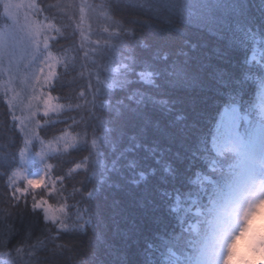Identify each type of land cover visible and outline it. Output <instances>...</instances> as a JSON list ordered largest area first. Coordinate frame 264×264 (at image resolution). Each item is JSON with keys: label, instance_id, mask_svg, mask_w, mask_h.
<instances>
[{"label": "trees", "instance_id": "16d2710c", "mask_svg": "<svg viewBox=\"0 0 264 264\" xmlns=\"http://www.w3.org/2000/svg\"><path fill=\"white\" fill-rule=\"evenodd\" d=\"M88 3L83 48L80 0L75 17L53 21L68 39L50 51L72 64L52 91L62 108L41 113V138L58 150L28 167L42 172L49 161L51 178H64L52 214L68 203L71 219L59 227L64 217L0 203V264H189L237 176L238 156L215 149L226 111L236 109L245 140L264 123V0ZM8 85L0 73V121L11 124ZM22 143L17 135L13 151Z\"/></svg>", "mask_w": 264, "mask_h": 264}, {"label": "snow or ice", "instance_id": "6c2138e0", "mask_svg": "<svg viewBox=\"0 0 264 264\" xmlns=\"http://www.w3.org/2000/svg\"><path fill=\"white\" fill-rule=\"evenodd\" d=\"M76 7V0H56L55 3L49 4H43L42 0H0V9H2L0 11V73L3 72L7 61L8 70L10 72L15 70L20 75L21 84L25 85L23 96L11 90L14 93L13 97L8 99V109L12 115L11 124L7 120L0 121V169H2L0 180L7 177L5 183L0 184V203L8 208H15L21 204L33 209L38 208L50 221H57L58 216L64 217L58 221L59 227H68L66 221L71 219V216L67 214L71 213L72 207L65 203L56 210L55 214H52L53 206L50 198L63 194L64 189L58 188L57 185L64 178H51L53 166L49 161L44 163L43 171L37 176H28L24 172V165L29 152L36 149V144H39V148L35 154L40 157L58 150L56 145L46 143L41 138V131L48 126L47 123H42L41 113L43 118L47 119L50 114L57 113L62 108L61 104L54 103L58 98L52 96V91L55 90L56 81L59 79L58 72L61 65H64L67 71L72 64L64 58L54 57L50 51V48L61 39H68L61 28L55 27L53 21L60 23L57 17L67 16L68 12L75 17ZM95 7L96 5L89 4L88 0H80V16L76 23L81 33V48L88 39L84 34V20L92 19L91 12ZM85 9H88L87 13ZM41 16H43L42 20ZM72 17H68L70 22ZM52 31L57 33L55 40L49 35ZM102 32L106 35L109 29L103 28ZM88 33L92 34L91 24ZM94 43L99 48L100 41ZM87 55L86 53L84 56L85 60ZM45 88L48 89L47 92L43 90ZM9 90L5 87V96ZM95 90L93 87V99L88 102L91 105L94 102ZM258 106L264 112V84L260 87ZM18 108L22 112L20 117L15 116ZM33 124L35 128L31 127ZM17 135L22 137L23 143L17 151H13L16 147ZM94 145L95 141H93ZM64 147H68L67 143ZM219 147L223 151L234 152L243 160L251 152H264V133L253 135L247 141L239 138L223 139ZM9 153H11L10 157ZM5 157H9L7 164L4 163ZM43 190H47L49 199L43 196L37 198L34 195ZM29 196H32L31 204L28 201Z\"/></svg>", "mask_w": 264, "mask_h": 264}, {"label": "clouds", "instance_id": "9594fccd", "mask_svg": "<svg viewBox=\"0 0 264 264\" xmlns=\"http://www.w3.org/2000/svg\"><path fill=\"white\" fill-rule=\"evenodd\" d=\"M206 264H264V184L211 213Z\"/></svg>", "mask_w": 264, "mask_h": 264}, {"label": "rangeland", "instance_id": "374dc122", "mask_svg": "<svg viewBox=\"0 0 264 264\" xmlns=\"http://www.w3.org/2000/svg\"><path fill=\"white\" fill-rule=\"evenodd\" d=\"M39 64V61L37 62ZM39 69H37L38 71ZM5 76L6 82L9 84L10 90H15L16 93H20L22 96L24 94V88L25 85H22L20 82V75L15 71H9L8 70V64L7 61H5L4 70L2 72ZM11 80V83L9 81ZM30 91V89H29ZM13 92V91H12ZM14 93L11 94V97H13ZM26 103V100H25ZM17 117H20L22 115V112L18 108L16 110ZM26 115V113H24ZM238 119H237V111L236 109H229L225 113L224 123L222 127L221 135L218 137V140L215 142V149L218 152H222L221 148L219 147L221 140L227 139V140H235L236 138L242 139L244 141H247L248 139H244L241 135L240 131L238 130ZM32 128H35V125L33 124L31 126ZM261 133H264V123H260L258 127H256L253 130V133L250 137L253 135H259ZM37 147L39 148V144H37ZM38 150V149H37ZM43 157L37 156L35 154V151H30L26 163L24 165V172L28 176H37L41 173L40 171H28V167L32 163V160H41ZM237 166V176L234 184L231 187V190L228 193H225L224 198L220 202L219 205L226 204L232 199L246 194L250 192L251 190L255 189L258 185L264 184V152L261 151H254L251 152L247 157H245L243 160H241L238 157V160H236L235 167ZM210 232L207 234V238L205 241H202L197 249L196 255H194V259L189 264H206V249H207V243L209 238Z\"/></svg>", "mask_w": 264, "mask_h": 264}]
</instances>
